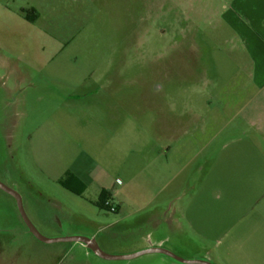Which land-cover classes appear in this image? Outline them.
Listing matches in <instances>:
<instances>
[{
	"label": "rangeland",
	"instance_id": "obj_1",
	"mask_svg": "<svg viewBox=\"0 0 264 264\" xmlns=\"http://www.w3.org/2000/svg\"><path fill=\"white\" fill-rule=\"evenodd\" d=\"M198 3L210 13L206 0ZM209 3L214 9L215 0ZM184 12V0H0V182L18 192L23 209L37 197L21 194L39 192L50 200L39 199L44 206L80 211L109 256H127L142 239L184 260L264 264L262 165L261 174L252 173L246 159L254 152L231 157L236 149L228 144L264 137L216 132L227 118L214 117L216 103H206L211 87L202 83L199 61L192 71L183 57L189 40L203 46L200 35L213 27L196 20L203 33L187 38L193 22ZM158 102L173 111L172 133L164 122L153 124ZM190 104L216 123L185 131L180 124ZM118 128L126 137L121 155ZM260 144L255 156L264 158ZM82 151L112 166L120 185L114 200H127L119 214L101 209L96 185L83 201L57 183ZM157 153L161 175L153 178ZM167 170L174 177L169 189ZM13 201L0 190L1 216ZM109 264L183 263L147 254Z\"/></svg>",
	"mask_w": 264,
	"mask_h": 264
},
{
	"label": "crops",
	"instance_id": "obj_2",
	"mask_svg": "<svg viewBox=\"0 0 264 264\" xmlns=\"http://www.w3.org/2000/svg\"><path fill=\"white\" fill-rule=\"evenodd\" d=\"M202 1L184 0L186 20L193 22L189 26L190 36L188 35L187 38H195L201 31L199 25L196 26L194 23L196 20L207 21L213 28L206 30L205 33L201 32L202 35L199 34L204 37L201 43L203 46H197L195 39L189 40V47L183 50L184 63L189 70L193 71L196 62L199 61V68L203 71L202 83L211 87V94L206 99V103H216L213 111L214 117L227 118L217 129V133L245 130V132L253 131L264 137V0H215L214 9L210 7L212 6L209 3L210 0H206L204 7L210 10V13L205 16L203 13L205 9L198 11L196 7L198 2L202 4ZM213 42L216 46L207 50L205 46ZM160 109L159 102L151 107L153 124L155 122L156 128H159L160 123L164 122L163 128L167 130V133L174 132L175 122L170 118L173 111L165 112ZM162 114L163 117L167 115L168 120L162 121ZM183 116L184 120L180 125H183L185 131H190L192 128L195 131H199V128L203 131L205 128L207 130V124L211 121L193 107V104L189 105ZM96 117L103 119L100 115ZM214 123L216 120L212 118L211 125ZM115 132H119L115 139V149L121 155L122 148H124L122 140L125 141L126 137L122 135L120 129ZM214 138H217V135ZM262 141L264 140L254 139L240 142V140L231 139L228 144L233 145L232 149H236L231 157H237V153L239 156L243 151L250 154L252 150L254 157L251 160L248 157L249 160L247 158L246 161L252 166V173L261 174L256 166L261 164L262 172H264V158L256 157L255 154L256 150L260 149ZM169 150L170 147L167 148L168 152ZM159 154L157 153L151 162L153 178L161 175L157 164L159 162H156ZM101 159L100 154L97 156L89 151L80 152L62 173L57 183L71 197L81 200L84 199L89 188L96 185L98 201L107 198L117 207V211L113 214H119L122 206L127 204V200L124 198H119L118 202L114 200L113 195L116 197L119 194L117 187L120 185L117 179L115 181L112 179V166L103 164ZM166 168H169L168 164ZM168 173L167 170V179L163 188L169 189L174 177L171 176V178ZM127 186L125 183L124 187ZM27 195L21 194L26 198L37 197L35 201L27 199V207L24 210L42 236L49 239L84 237L92 239L99 247L95 223L84 219L81 215L77 216L80 211L60 202L44 206L40 200L47 203H50V200L45 199V195L39 192ZM88 203L96 206L95 202L88 201ZM149 248L163 247L151 242L145 243L141 239L133 245L131 251L124 255L130 256ZM111 261L114 260L95 254L79 242L49 244L40 242L32 236L22 221L15 200L7 205L6 215H0V264H109Z\"/></svg>",
	"mask_w": 264,
	"mask_h": 264
},
{
	"label": "water",
	"instance_id": "obj_3",
	"mask_svg": "<svg viewBox=\"0 0 264 264\" xmlns=\"http://www.w3.org/2000/svg\"><path fill=\"white\" fill-rule=\"evenodd\" d=\"M0 190L5 192L6 194L11 196L15 200V204H16L18 213H19L22 221L24 222L25 226L27 227L28 231L32 234V236L34 238H36L37 240H39L40 242L48 243V244L49 243H56V242H79V243L86 245L87 248L90 249L91 251H93L95 254L102 256L103 258H106L109 260H130V259L142 256V255L160 254V255H164L168 258H171L172 260H174L176 262L183 263V264H211L205 260H184V259L177 257L176 255H174L170 251L165 250L163 248H149V249L143 250L141 252H138V253L130 255V256H109V255L104 254L99 249V247L96 245V243L92 239H89V238L77 237V236L56 238V239L45 238L44 236H42L39 233V231L35 228V226L31 223V221L27 217V215L23 209V206H22L21 197L18 194V192H16L14 189L6 186L5 184H3L1 182H0Z\"/></svg>",
	"mask_w": 264,
	"mask_h": 264
},
{
	"label": "built area",
	"instance_id": "obj_4",
	"mask_svg": "<svg viewBox=\"0 0 264 264\" xmlns=\"http://www.w3.org/2000/svg\"><path fill=\"white\" fill-rule=\"evenodd\" d=\"M105 207H107L110 213H115L117 211V207L114 204H112L110 200H107L105 202Z\"/></svg>",
	"mask_w": 264,
	"mask_h": 264
},
{
	"label": "trees",
	"instance_id": "obj_5",
	"mask_svg": "<svg viewBox=\"0 0 264 264\" xmlns=\"http://www.w3.org/2000/svg\"><path fill=\"white\" fill-rule=\"evenodd\" d=\"M102 203L100 204L101 209L108 210L107 207H105V202L108 200L107 198L101 199Z\"/></svg>",
	"mask_w": 264,
	"mask_h": 264
}]
</instances>
